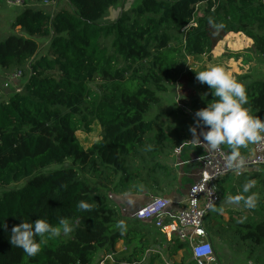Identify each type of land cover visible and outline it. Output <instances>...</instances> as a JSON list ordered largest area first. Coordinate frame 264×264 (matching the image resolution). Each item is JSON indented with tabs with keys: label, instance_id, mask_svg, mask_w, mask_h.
Segmentation results:
<instances>
[{
	"label": "trees",
	"instance_id": "obj_1",
	"mask_svg": "<svg viewBox=\"0 0 264 264\" xmlns=\"http://www.w3.org/2000/svg\"><path fill=\"white\" fill-rule=\"evenodd\" d=\"M65 1L69 9L25 5L11 22L23 34L0 42V67L28 69L21 89L0 99V223L7 225L0 228V264H91L98 248H113L118 238L135 241L132 262L145 249V234L116 226L119 212L89 177L120 175L113 187L124 191L140 169L167 168L160 157L175 137L145 114L181 82L180 101L193 115L213 99L187 57L209 54L226 33L252 41L250 49L264 57V0H139L104 25L99 19L121 0ZM34 36L47 39L45 53ZM235 80L246 90L250 114L264 119V75ZM173 112L182 111L167 114ZM93 123L100 134L84 146L76 131L88 133ZM80 201L91 211L79 210ZM61 218L72 231L41 244L35 256L9 243L23 220L57 226ZM257 221L246 235L264 244V221ZM171 240L178 249L186 244Z\"/></svg>",
	"mask_w": 264,
	"mask_h": 264
},
{
	"label": "rangeland",
	"instance_id": "obj_2",
	"mask_svg": "<svg viewBox=\"0 0 264 264\" xmlns=\"http://www.w3.org/2000/svg\"><path fill=\"white\" fill-rule=\"evenodd\" d=\"M8 1L9 0H0V42L10 34L19 32L23 34L20 30L12 28L11 22L25 5L41 7L45 11H52L62 7L68 9L70 8L69 3L65 0H56L44 4L42 2L39 3L33 0H26L25 5L22 3H10ZM138 1L139 0H121L119 3L111 6L99 19V22L103 25L111 23L118 17L122 10L126 11L130 9ZM33 38L39 42V54L45 53L47 50V39L36 36ZM106 43L109 45L110 42L106 41ZM251 43L252 41L245 42L234 35L226 33L219 36V39L216 40L209 54L196 58L187 57V66L188 68L197 71H202L212 66H220L234 79H236L238 75L242 74H251L253 77L263 76L264 57L254 54V52L250 49ZM15 70H21V77L9 82L8 86H3L4 82L8 78V75L11 72H15ZM27 75V66L22 67V69L13 70H5L0 67V99L6 100L13 92L19 91L23 83L26 81ZM90 85L95 89L96 81L91 82ZM183 86L184 84L182 82L174 86L171 85L167 92L160 94V98L162 100L161 102L163 104L164 102H167V104L171 106L174 102L176 103L177 99L180 103H182L180 101V97H182V92L184 91ZM160 104H153L149 111L145 114V118L153 119L152 116L155 115L157 109L159 107L163 109ZM183 105L186 106V108L182 110L192 113L187 104L184 103ZM168 109L169 108H165V110ZM171 110H174L172 106ZM175 117L177 118L179 116ZM172 121L173 120L169 118L165 119V122H169L170 124ZM165 125L166 124H163L162 127ZM99 134L100 127L97 124L94 125V123L92 124L91 131L88 133L82 130L76 131V136L84 146H87L96 140ZM162 164H164V162ZM56 167V165H52L48 168V170L55 169ZM155 168L156 171H165V168L160 166H155L152 170ZM141 173H143V175L145 174L144 176L148 175L147 170L142 168L136 176ZM150 174L153 173L150 172ZM119 177L120 175L114 176L109 174L107 178L105 176H101L100 178L90 177L89 180L91 181V184L93 186L96 185L101 192L105 193L107 191L109 194L111 191L118 188H114L113 186L118 182ZM130 182L128 186L130 185ZM138 182L139 180L136 179L131 183V185H137ZM259 203L260 201L257 202L256 207H259ZM217 207V205H214L203 217V224L207 235L210 232L218 243L217 249L216 247L214 248L215 261L210 264H264V244H259L252 236L246 235L250 230H252L251 226H254L258 221L251 220L252 217L246 219V216H242V219H235L228 223H223L219 216H217V213L212 210L213 208L217 209ZM136 209H134V212ZM134 212L131 213L134 218H127L119 214V222L122 221L125 225L123 229L124 233H126V231L133 226L139 227L140 229H143L145 226L143 222H137L139 219L136 218ZM259 217L260 220L264 221V215ZM151 226L153 227V224ZM152 233L153 232H151L150 235ZM146 240H148V242L144 247L147 249L143 253L139 254L136 257V261L133 263L128 262L127 258L132 251L135 241H132L130 245H127L123 238H118L114 247H118L120 245L121 247H125L123 249L121 248L122 251L120 250L118 253H115L113 249L114 247L98 248L94 254L91 264H197L192 257L189 246L184 243L183 247L178 249L176 248V243L164 240L159 232L158 234L153 233V237L150 238L151 241H149L148 238H146Z\"/></svg>",
	"mask_w": 264,
	"mask_h": 264
},
{
	"label": "crops",
	"instance_id": "obj_3",
	"mask_svg": "<svg viewBox=\"0 0 264 264\" xmlns=\"http://www.w3.org/2000/svg\"><path fill=\"white\" fill-rule=\"evenodd\" d=\"M164 104L161 102L160 106L163 107V109L159 107L152 118H154L160 126L166 124L163 128L168 130L170 135L175 137V145L160 157L161 162H164L167 168L165 171H156V168L154 170H148V175L146 176H144L145 174L143 175V173L138 174L136 177L132 178L126 190L119 191L117 188L111 191V193H107L109 203L117 209L120 215L127 218H134L131 214L134 212V209L147 203L151 196L156 195L168 198L170 204L167 206V211L170 216L176 215V213L184 207L186 191L190 183L198 177L201 169V164L197 158L202 154V149L191 142L192 134L189 131V127L195 124L193 114L186 112V110H182L186 108V106L176 99V103L174 102L171 106L174 110H181L182 112L180 114L174 113L176 116H179L174 118V116L167 114L169 110H171V106L167 104V102H164ZM165 108L169 109L165 110ZM166 118L173 120L172 123L165 122ZM253 144L254 143H249L246 146L240 147L238 149L240 156L250 153ZM175 146H180L181 152L178 155L174 154L172 151ZM223 148L230 154L228 146L223 145ZM150 172L153 174H150ZM136 179L139 180L138 184L131 185ZM248 181H253L254 187H252L248 193H244L243 185ZM214 185L220 195L219 201L215 204V206H218L215 212L223 223H228L235 219H242V216H246V219L252 217L251 220H260L259 216L264 215V166L247 167L239 176L234 173H229L218 178L214 182ZM252 193L258 194V201H260L259 207L248 209L243 206V201L238 205L227 203V198L229 196L243 195L247 197ZM139 221L145 224L143 229L136 226L132 228H135L136 231L143 232L145 237L151 241L150 238L153 237V233L158 234V230L154 226H151L152 222L149 220H138L137 222ZM151 232L153 233L150 235ZM208 238L214 248L216 247L217 249L218 243L210 232L208 233ZM163 239L166 240L164 237ZM168 242H172V240ZM121 248L123 249L125 247H121L120 245L113 249L115 253H118ZM146 249L147 248L141 253ZM134 261H136V258H133L131 263Z\"/></svg>",
	"mask_w": 264,
	"mask_h": 264
},
{
	"label": "clouds",
	"instance_id": "obj_4",
	"mask_svg": "<svg viewBox=\"0 0 264 264\" xmlns=\"http://www.w3.org/2000/svg\"><path fill=\"white\" fill-rule=\"evenodd\" d=\"M213 27L223 28L224 25L213 24ZM195 73V79L208 86L213 99L207 101L206 107L195 111V124L189 127L192 134L191 142L209 150H216L221 145L228 146L230 154L226 158L227 166L240 168L243 159L238 149L261 140V134L264 133V119L250 114L245 107L248 98L244 86L222 67L212 66ZM203 95L206 97L207 93ZM252 187L254 182L248 181L243 185V192L248 193ZM258 199L257 193L247 197L236 195L229 196L227 203L238 205L243 201L244 207L253 209L257 206ZM77 208L81 211H91L92 205L80 201ZM212 210L216 211L215 208ZM117 227L123 230L125 225L121 221L118 222ZM0 228L7 229V225L0 223ZM71 231V225L63 218L59 220L57 226L49 224L44 219H36L32 223L23 220L12 227L8 239L13 247L22 249L31 257L37 255L41 250L40 245L47 240L61 237V235L66 236ZM36 237L40 238L39 243Z\"/></svg>",
	"mask_w": 264,
	"mask_h": 264
},
{
	"label": "built area",
	"instance_id": "obj_5",
	"mask_svg": "<svg viewBox=\"0 0 264 264\" xmlns=\"http://www.w3.org/2000/svg\"><path fill=\"white\" fill-rule=\"evenodd\" d=\"M10 3H21L20 0H9ZM47 3V1H45ZM21 70L8 75L3 86L21 77ZM199 131V128H198ZM260 141L254 143L252 151L241 156L243 164L240 168L227 166L228 151L222 145L216 150L202 148L197 158L201 164L198 177L190 183L185 204L174 216H170L167 206L170 200L164 196H151L149 201L139 206L134 214L139 220H149L158 232L167 240L176 238L185 242L197 264H210L215 261L212 243L203 224V217L220 198L214 182L229 173L239 176L243 170L251 166H264V133ZM174 154H180V146L173 148Z\"/></svg>",
	"mask_w": 264,
	"mask_h": 264
}]
</instances>
